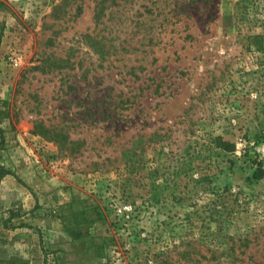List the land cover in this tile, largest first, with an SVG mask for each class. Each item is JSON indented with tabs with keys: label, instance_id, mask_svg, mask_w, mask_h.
<instances>
[{
	"label": "rangeland",
	"instance_id": "374dc122",
	"mask_svg": "<svg viewBox=\"0 0 264 264\" xmlns=\"http://www.w3.org/2000/svg\"><path fill=\"white\" fill-rule=\"evenodd\" d=\"M7 1L0 264H264V0Z\"/></svg>",
	"mask_w": 264,
	"mask_h": 264
},
{
	"label": "trees",
	"instance_id": "16d2710c",
	"mask_svg": "<svg viewBox=\"0 0 264 264\" xmlns=\"http://www.w3.org/2000/svg\"><path fill=\"white\" fill-rule=\"evenodd\" d=\"M8 9H9L8 1L0 0V13ZM2 36H3V30H0V43L2 40ZM5 114H6V111L0 112V136L2 137V141L3 139H5V137H4V130L1 127V122H2V119L6 117L4 116ZM41 125L42 124H39V123L35 125V133H40L43 135H47V133H52L51 131L43 128ZM58 134L61 135L60 133ZM54 137L58 138V136H53L50 139H53ZM224 145H227V144H224ZM10 174H12L11 170H7L5 167L0 165V178L6 175H10ZM262 174L258 175L255 172L254 177H256L257 179H260L263 177ZM73 219H74V223H71L70 221H67L65 217L63 218L64 224H65V230L74 241L82 240L88 236L89 228L85 227V224H81L80 222H78V220H76L75 217ZM96 247H98L99 249L102 248V246L100 247L96 246ZM45 263L48 264L47 258L45 260Z\"/></svg>",
	"mask_w": 264,
	"mask_h": 264
}]
</instances>
